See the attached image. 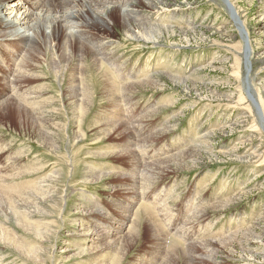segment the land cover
Instances as JSON below:
<instances>
[{
  "label": "rangeland",
  "instance_id": "1",
  "mask_svg": "<svg viewBox=\"0 0 264 264\" xmlns=\"http://www.w3.org/2000/svg\"><path fill=\"white\" fill-rule=\"evenodd\" d=\"M165 2L180 10L174 19L157 18L156 24L170 29L158 44L126 39L118 24L104 40L112 44L108 62L115 65L108 73L117 86L137 81L153 86L131 87V99L116 106L97 91L82 124L87 137L75 145L79 134L72 112L75 102L81 109L86 102L78 101L79 91L60 90L45 70L55 49L41 50L35 71L44 78L27 89L46 85L45 96L64 103L49 109L55 147L40 143L12 115L0 119V228L17 241L0 235V264H189L199 253L216 264H264V130L244 81L248 75L264 116V0H229L248 34L247 75L243 38L219 0ZM140 15L153 17L149 8ZM127 109L128 121L141 119L142 138L157 134L145 143L153 146L143 153L136 176L144 164L155 166L143 174L144 191L136 202L130 200L137 191L122 186L126 178L112 175L131 169L130 160L111 156L124 137H93L91 128L93 119H106L112 111L124 116ZM185 150L196 154H185L181 168L173 170L168 160ZM97 172L110 175L91 181ZM41 193L51 202L41 201ZM117 202L122 206L115 209ZM202 210L201 218L190 221ZM150 215L165 232L166 244L153 245ZM120 223L122 230H115ZM238 230L243 232L222 240ZM173 239L179 246L170 250ZM197 242L205 246L190 252L188 246Z\"/></svg>",
  "mask_w": 264,
  "mask_h": 264
},
{
  "label": "bare ground",
  "instance_id": "2",
  "mask_svg": "<svg viewBox=\"0 0 264 264\" xmlns=\"http://www.w3.org/2000/svg\"><path fill=\"white\" fill-rule=\"evenodd\" d=\"M165 1L166 0H0V87H2L1 91H3V94H0V99L4 98L0 101V119L7 120L9 115H12L15 117L14 119H16L19 126L22 129L29 130V133L35 135L40 143L54 146L52 140L54 137H57V134L50 130L51 122H48L49 109L53 108L58 101L61 103H64V101L63 99L56 100L49 96H45V94H47L46 91L49 90L46 85H41L38 89L33 90L30 86L27 89V86L32 82L39 81L38 79L44 78L42 74L36 73L35 71L40 61L41 50L49 48L52 52L53 49H55L53 54L55 57H52V60L46 65L45 70L51 75L52 79L58 83L62 92L79 91L78 101L80 103L84 102V104L86 102L82 109L80 105L75 102L77 110L73 109L72 112L73 118L76 119V126L79 134V136L72 139L73 145L78 141H83L87 135L82 133L85 131L82 124L86 119L87 108H90L93 104L94 95L97 91L98 97H102L106 103H111V105L116 106L131 99L129 96L131 87L135 89V85L142 87L143 84H148V86L152 87L154 84L149 81H132L133 83H125L117 86L108 73L111 70L110 67L115 65L112 61L111 63L108 62L113 55V48L111 50L109 49L112 44L111 41L105 42L104 40H108L109 37L112 36L113 30L116 29L115 25L118 24V28L123 32L126 39L139 40L152 45L158 44L162 36L168 34L170 29L167 25L163 27L161 24H156L157 18L165 15L169 16L170 20L174 19L175 14L173 13L179 12L178 10H180L179 8H168ZM219 1L226 8L232 23H234L236 29L239 30V35L243 38V59L245 60V74L247 75V72H250L249 65L251 64L250 49L247 40L248 34L238 18L232 2L230 3L229 0ZM144 8H149L151 10L153 15L152 18H150L151 16L145 17L144 15H140V12L144 10ZM46 28H48L49 31H47ZM40 33H43L44 36L39 38L38 35ZM121 68L122 66L120 65L119 70ZM166 77L170 78L173 82L178 80V77L172 75H166ZM245 79L248 101L256 111L260 124L264 130V116H262L260 112V104L254 96L249 76H245L244 81ZM75 104L73 105L74 107H76ZM128 114H130V112L122 116L120 112L112 111V114L110 113L106 119H102L101 115L99 119H93L91 128L93 130V137L100 136L101 139H103L108 135H118V133L124 137L122 144H116L114 147L118 153L111 156H116L118 158L123 156L130 160L131 169L129 174L119 172L121 174L113 173L112 175L118 178H126V184H122V186L128 188L127 190H131V192L137 191L138 194H134V199L130 200L131 202H136V197L141 196L140 193L143 190L142 183L146 182V178H143V174L147 170V167L152 168L155 166V163H152L153 165L151 163L144 164L143 167H145V171L142 170L140 172L141 175L139 174L136 176L137 172L140 170L139 167L142 165V155L151 145V142H149L150 145L146 147L145 143L150 141L157 134L154 133L142 138L144 128L141 126V119L139 118L140 120L134 121L131 116L132 120L130 119V121H128ZM165 122L168 123L170 121L167 120ZM87 127H89V125H87ZM169 127L170 126H167L166 129ZM54 131H58V128L54 127ZM205 136L206 135H203L201 138ZM104 154L105 153H103V155ZM185 154L192 156L196 153L187 152L185 150L177 156L173 155L170 160H168L171 161L173 170H177L179 167L181 168V165L185 162ZM252 156L255 157L256 155L252 153ZM168 172L170 173V171ZM108 175H110L108 172L94 173L91 181L98 182ZM85 180H87V178ZM147 184L148 183H146V186ZM42 196L43 198L41 201L43 200L44 203L51 202V197L48 196L47 193H43ZM130 201H128V203H130ZM222 203L224 202H219L218 204L221 205ZM121 206V202H117L113 205L115 209ZM143 209L144 212L147 213L144 207ZM94 212L84 213L94 215ZM139 212H135L133 215L134 221L139 219ZM201 212H203V210L191 216L190 221H192L193 218H201ZM150 217L151 218L148 219V234L154 243L153 245L160 246L166 244L165 232H162L158 227L157 221L153 219L151 215ZM118 225L119 227L115 230H122L121 226H123V224L120 223ZM135 226H137V224H135ZM249 231L250 229L244 230V232L247 233ZM105 232L108 234L109 231ZM241 232L243 231H234V233H231L222 240L227 242L228 240L226 238L232 237L233 239L235 235ZM118 233L119 232H116V234ZM0 235L11 243L17 244V241L2 228H0ZM1 241L3 240H0V242ZM168 244L170 250H172L173 247L179 246V243L175 239L168 242ZM195 244L198 246L194 244L188 246L190 252H194L193 248L195 247L205 246L203 243L199 242ZM197 249L200 251L199 248ZM205 257L206 255L204 254L202 256L201 253L196 256L191 255L190 258L192 262L194 261L195 263L189 264H216V261H207Z\"/></svg>",
  "mask_w": 264,
  "mask_h": 264
}]
</instances>
